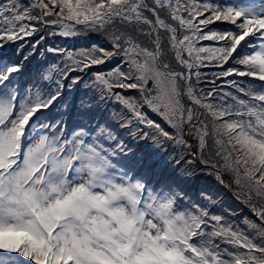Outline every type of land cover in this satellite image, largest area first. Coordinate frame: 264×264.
<instances>
[{
  "label": "snow or ice",
  "instance_id": "obj_1",
  "mask_svg": "<svg viewBox=\"0 0 264 264\" xmlns=\"http://www.w3.org/2000/svg\"><path fill=\"white\" fill-rule=\"evenodd\" d=\"M0 264H264V0H0Z\"/></svg>",
  "mask_w": 264,
  "mask_h": 264
}]
</instances>
